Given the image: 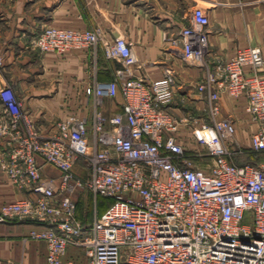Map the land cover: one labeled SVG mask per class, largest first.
I'll use <instances>...</instances> for the list:
<instances>
[{"label": "built area", "instance_id": "1", "mask_svg": "<svg viewBox=\"0 0 264 264\" xmlns=\"http://www.w3.org/2000/svg\"><path fill=\"white\" fill-rule=\"evenodd\" d=\"M208 27V14L194 6L188 24L162 34L166 49L205 68L196 84L208 95L204 121L191 111L172 112L178 83L172 69L156 80L134 74L137 56L124 36L105 41L99 27L51 25L33 33L29 45L39 52L102 43L104 56L121 64L112 79L86 87L90 119L69 111L49 133L38 128L12 85L0 88V171L32 194L2 203L0 221L38 220L29 237L46 241L47 264H264V54L247 46L209 63ZM223 92L244 96L257 125L246 147L251 161L233 160L242 146L234 119L222 114ZM118 95L121 110L103 112L105 99ZM182 126L187 139L179 134ZM38 157L59 170L58 184L42 174ZM80 189L110 200L91 223L77 215L73 194ZM69 245L84 259H64Z\"/></svg>", "mask_w": 264, "mask_h": 264}, {"label": "crops", "instance_id": "2", "mask_svg": "<svg viewBox=\"0 0 264 264\" xmlns=\"http://www.w3.org/2000/svg\"><path fill=\"white\" fill-rule=\"evenodd\" d=\"M183 7L182 13L179 12ZM194 6L202 7L209 16V63L228 58L237 49L259 46L264 54V0H0V54L4 67L0 71V88L13 86L24 109L43 132L53 130L56 120L69 111L87 114L92 111L86 87L97 81L112 79L121 66L103 54L102 43L74 48L63 54L39 52L29 45L33 33L41 26L69 29L99 27L105 41L124 36L137 56L134 74L146 79L162 78L167 69L177 76L174 99L169 103L178 117L191 111L198 121L207 120V91L196 87L205 75V68L191 65L179 52L166 49L162 34L176 33L189 23ZM264 72V67L262 69ZM121 95L106 98L103 112L121 110ZM244 96H221L223 115L231 116L236 124V142L250 145V136L257 125L245 111ZM180 136H189L182 126ZM41 171L59 182V170L41 157ZM77 167V169H76ZM75 170L84 172L80 164ZM32 195L17 188L0 171V205ZM77 215L83 223H91L93 194L84 189L74 192ZM40 222L29 217H10L0 221V264H47L48 245L43 239L29 237ZM64 259H84L76 246L69 245Z\"/></svg>", "mask_w": 264, "mask_h": 264}, {"label": "rangeland", "instance_id": "3", "mask_svg": "<svg viewBox=\"0 0 264 264\" xmlns=\"http://www.w3.org/2000/svg\"><path fill=\"white\" fill-rule=\"evenodd\" d=\"M182 9H183V7L181 6L180 9H179V12L180 13L183 12ZM184 147L186 148V152H188V154H191V152H189L190 151L189 148L193 147V145L187 143V144H185ZM241 150H242V152H240V151L238 152L237 151V153L233 155V160L234 161H236V162H248V160L251 161V160L254 159L253 153L249 152V150H248V148H246V146H242ZM81 167H82V165H81ZM76 169H77V167H76ZM93 199H94L93 200V203L94 204L92 206V211L93 212H92L91 217H94L95 218L99 214V211H100V203L97 201L98 198H96L94 195H93Z\"/></svg>", "mask_w": 264, "mask_h": 264}, {"label": "trees", "instance_id": "4", "mask_svg": "<svg viewBox=\"0 0 264 264\" xmlns=\"http://www.w3.org/2000/svg\"><path fill=\"white\" fill-rule=\"evenodd\" d=\"M238 163H244V162H238ZM96 198H98L97 201L100 203V211H99L100 214L106 208L110 200L104 196H97Z\"/></svg>", "mask_w": 264, "mask_h": 264}]
</instances>
